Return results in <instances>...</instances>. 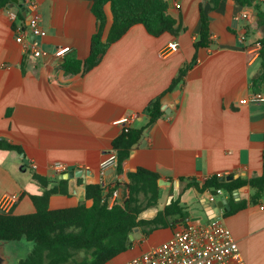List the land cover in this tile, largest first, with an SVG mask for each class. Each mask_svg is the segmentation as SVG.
<instances>
[{
  "label": "crops",
  "instance_id": "obj_1",
  "mask_svg": "<svg viewBox=\"0 0 264 264\" xmlns=\"http://www.w3.org/2000/svg\"><path fill=\"white\" fill-rule=\"evenodd\" d=\"M25 1L20 3L27 15L17 5L0 10V212L35 213L31 195L60 187L61 180L67 181L62 188L68 193L53 195L51 210L83 203L92 207L86 188L101 182L108 185L103 196L107 194L110 206L121 204L128 195L129 174L143 168L159 174L162 184L158 204L145 209L140 219L156 218L176 200L190 218L148 236L138 230L141 238L108 264L144 254L168 241L182 225L218 217L231 230L247 264H264V193L253 202L256 189L246 185L235 190V202L247 205L226 215L230 195L225 192L217 201L225 199L227 205L216 215L210 191L189 185L195 181L202 186L216 174L249 181L264 173V104L241 103L253 93L252 79L260 70L262 33L254 8L232 0L216 9L211 0H168L169 14L181 28L177 36L155 37L142 24L135 25L111 45L98 66L84 75H69L63 68L69 54L74 53L83 68L91 54L98 31L93 0H32L48 33L41 40L50 54L45 59L35 58L17 42L19 33L29 31ZM105 10L104 41L113 23L110 5ZM202 13L210 21V44L196 49ZM247 13L248 19H237ZM63 50L61 58L55 57ZM183 68L184 81L166 93ZM162 94L164 114L151 123L149 105ZM129 117L135 118L129 129H143L142 138L122 162L121 172L117 165L103 175L101 163L126 127L117 122ZM57 162L67 164L69 173H85L66 179L67 174L54 170ZM7 195L17 196L18 202H4Z\"/></svg>",
  "mask_w": 264,
  "mask_h": 264
},
{
  "label": "trees",
  "instance_id": "obj_2",
  "mask_svg": "<svg viewBox=\"0 0 264 264\" xmlns=\"http://www.w3.org/2000/svg\"><path fill=\"white\" fill-rule=\"evenodd\" d=\"M227 0H211L216 9L220 2ZM243 7L254 8L257 16V28L262 33L260 38V70L253 77L251 90L255 94L264 93V9L259 0H232ZM110 5L113 23L106 41L103 39L107 25L106 6ZM12 6V0H0V10ZM168 0H93V13L98 21V31L94 35L91 54L83 64L74 53L69 54L63 64L69 75L87 74L104 59L112 44L123 38L135 25L142 24L149 34L160 37L165 33L177 36L181 32L177 21L169 14ZM254 32V31H253ZM210 44V21L202 13L201 30L195 48L207 47ZM188 68V67H187ZM187 69L180 70L166 93L172 92L181 84ZM157 97L149 105L151 123L163 114L162 98ZM143 129L124 130L114 141V149L118 152V171L121 172L122 162L130 151L139 144ZM12 147L10 146V149ZM130 183L126 185L128 195L121 204L110 206L108 198L103 196L99 184L88 185L86 199L94 201L92 207L81 204L73 208L58 210L50 209V198L59 193H68L62 186L67 185L61 180V186L45 190L42 195H31L36 212L28 215H16L14 212H0V246L9 243L27 241L33 245L32 252L18 264H108L118 255L133 247L130 239L136 229L148 236L158 229L173 227L177 219L190 218L188 210L180 200L172 201L152 220H141V213L158 204L161 188L159 174L139 168L129 174ZM40 180L39 177H36ZM200 192H216L223 189L230 195V209L226 215H233L246 207L245 202H235L234 192L246 185L256 189L253 202L264 193V173L249 181L236 179L222 182L219 174L208 178L202 186L195 181L190 182ZM114 189L110 191L113 195Z\"/></svg>",
  "mask_w": 264,
  "mask_h": 264
},
{
  "label": "built area",
  "instance_id": "obj_3",
  "mask_svg": "<svg viewBox=\"0 0 264 264\" xmlns=\"http://www.w3.org/2000/svg\"><path fill=\"white\" fill-rule=\"evenodd\" d=\"M25 3H28L30 13L29 31L19 33L17 42L23 45L25 50L31 51L35 58H49L50 54L44 50L41 41L48 33L42 27L38 5L32 0H26ZM177 7L181 8L180 5ZM12 16L14 19L16 18L15 14H12ZM248 18V13L237 17L238 20ZM246 39V35L241 36L242 42H245ZM176 47L175 44L171 46L173 50H176ZM258 47L261 48L260 43ZM64 53L65 50L60 51L55 54V57L61 58ZM241 103L264 104V93H252L248 99L242 100ZM134 120V117H129L117 122V124H124L126 126L125 130H128V124H131ZM118 162V152L112 149L105 155L101 163L103 175L109 168L116 167ZM33 167L37 168L36 165H33ZM53 168L59 175L69 173V166L62 162L55 163ZM107 186L106 182H101L104 193L108 190ZM224 193L223 189H217L216 192L210 191V202H216L217 197L224 195ZM106 196L107 194H105V198ZM18 200L19 198L15 195H7L4 198L6 203H16ZM261 209L264 210V205L261 206ZM123 264H247V261L231 230L223 219L218 217L211 219L209 222L182 225L168 241Z\"/></svg>",
  "mask_w": 264,
  "mask_h": 264
},
{
  "label": "water",
  "instance_id": "obj_4",
  "mask_svg": "<svg viewBox=\"0 0 264 264\" xmlns=\"http://www.w3.org/2000/svg\"><path fill=\"white\" fill-rule=\"evenodd\" d=\"M15 5L21 7L23 12H24V14L27 15V13L25 11V8L23 7L24 5H22L20 3V0H12V6L11 7H13ZM29 19H30V17H29ZM84 173H85V170H83V169L76 170L74 172L68 173L66 175V179H68V178H81V177H83ZM232 180H234V177H232V176H222L221 177V181L222 182H230ZM160 184H162V182H160ZM226 205H227V200H225V199L212 203V207L214 209H217L216 215H218L220 210L223 209L224 206H226ZM182 222H184V219H178L175 222H173L172 224H179V223H182ZM136 238H141V235L138 233V229H136V233L135 234H132L130 236V239L132 241H134ZM4 248L5 247L3 245L0 246V264H8V258L5 257V255H4L5 254V249Z\"/></svg>",
  "mask_w": 264,
  "mask_h": 264
},
{
  "label": "rangeland",
  "instance_id": "obj_5",
  "mask_svg": "<svg viewBox=\"0 0 264 264\" xmlns=\"http://www.w3.org/2000/svg\"><path fill=\"white\" fill-rule=\"evenodd\" d=\"M258 3L264 9V0H259ZM4 249L8 264H18L19 260L26 258L32 252L33 245L24 240L19 243H9Z\"/></svg>",
  "mask_w": 264,
  "mask_h": 264
}]
</instances>
